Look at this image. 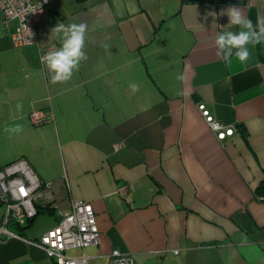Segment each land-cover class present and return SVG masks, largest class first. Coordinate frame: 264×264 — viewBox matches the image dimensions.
<instances>
[{"label": "crops", "instance_id": "0c3cea01", "mask_svg": "<svg viewBox=\"0 0 264 264\" xmlns=\"http://www.w3.org/2000/svg\"><path fill=\"white\" fill-rule=\"evenodd\" d=\"M232 5L264 18V0H48L38 46H61L58 23L88 25L87 59L65 83L46 78L36 46L0 37V164L24 158L49 184L42 212L12 228L20 238L0 239V264H54L38 238L76 201L100 239L67 255L89 264L112 250L137 264H264V43L247 63L217 57L216 34L239 31L220 14ZM200 104L234 133L218 139ZM33 110L54 119L33 127Z\"/></svg>", "mask_w": 264, "mask_h": 264}, {"label": "built area", "instance_id": "2783aa9c", "mask_svg": "<svg viewBox=\"0 0 264 264\" xmlns=\"http://www.w3.org/2000/svg\"><path fill=\"white\" fill-rule=\"evenodd\" d=\"M48 0H0V37L7 35L16 48L36 46L38 58L46 78L51 81V73L41 62V57L48 51L58 49L55 43L45 47L38 46L36 24L46 10ZM198 108L205 117L210 129L218 139L231 136L234 129L214 119L203 104ZM33 127L52 122L51 110H33L28 114ZM120 147L115 144L114 148ZM44 184L24 158H18L8 164H0V204L3 214L0 218V239L20 238V233L12 231L16 226H25L37 215L36 201ZM126 192V186L119 188ZM264 202V193L259 196ZM99 231L94 210L89 202L72 203L69 212L61 214L51 229L41 234L38 245L43 248L54 264H89L83 256H70L72 250H85L99 243ZM107 264H137L133 256L112 250Z\"/></svg>", "mask_w": 264, "mask_h": 264}, {"label": "clouds", "instance_id": "9594fccd", "mask_svg": "<svg viewBox=\"0 0 264 264\" xmlns=\"http://www.w3.org/2000/svg\"><path fill=\"white\" fill-rule=\"evenodd\" d=\"M215 13L209 12L208 15ZM221 15L228 17V25L236 26L239 31L231 30L217 33L214 44L217 49L216 55L222 61L233 60L247 63L251 57L249 45L255 47L264 43V18L257 20L256 25L243 11L235 5L224 9ZM88 25L84 22L65 25L58 23L52 31L61 34V46L58 49L48 51L41 57V62L51 73L52 83H65L71 80L75 71H78L81 62L87 59L85 42ZM182 78V77H181ZM129 88L133 93L139 90V85L130 83ZM21 108V105L17 106ZM21 127L6 129V131L19 132Z\"/></svg>", "mask_w": 264, "mask_h": 264}, {"label": "water", "instance_id": "95a60500", "mask_svg": "<svg viewBox=\"0 0 264 264\" xmlns=\"http://www.w3.org/2000/svg\"><path fill=\"white\" fill-rule=\"evenodd\" d=\"M188 3H230V4H241L245 0H186Z\"/></svg>", "mask_w": 264, "mask_h": 264}, {"label": "trees", "instance_id": "16d2710c", "mask_svg": "<svg viewBox=\"0 0 264 264\" xmlns=\"http://www.w3.org/2000/svg\"><path fill=\"white\" fill-rule=\"evenodd\" d=\"M182 2H187L186 0H182ZM262 193H264V190H262V191H260L259 192V194H262ZM46 211H48L47 209H46ZM42 212V210L41 209H39V208H37V214H39V213H41ZM50 214H53L52 212H49ZM33 219V218H32ZM32 219H30L29 221H28V223H27V225H25V226H16V229L18 230V231H22V230H24V229H26L27 227H28V225L32 222Z\"/></svg>", "mask_w": 264, "mask_h": 264}, {"label": "rangeland", "instance_id": "374dc122", "mask_svg": "<svg viewBox=\"0 0 264 264\" xmlns=\"http://www.w3.org/2000/svg\"><path fill=\"white\" fill-rule=\"evenodd\" d=\"M1 210H2V209H1V207H0V212H1Z\"/></svg>", "mask_w": 264, "mask_h": 264}]
</instances>
